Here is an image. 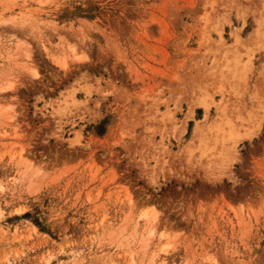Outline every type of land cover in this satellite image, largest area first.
I'll return each mask as SVG.
<instances>
[{
	"label": "rangeland",
	"instance_id": "rangeland-1",
	"mask_svg": "<svg viewBox=\"0 0 264 264\" xmlns=\"http://www.w3.org/2000/svg\"><path fill=\"white\" fill-rule=\"evenodd\" d=\"M0 264H264V0H0Z\"/></svg>",
	"mask_w": 264,
	"mask_h": 264
},
{
	"label": "bare ground",
	"instance_id": "bare-ground-1",
	"mask_svg": "<svg viewBox=\"0 0 264 264\" xmlns=\"http://www.w3.org/2000/svg\"><path fill=\"white\" fill-rule=\"evenodd\" d=\"M254 35H255V34H254ZM258 35H259V33H258ZM256 36H257V34H256ZM65 64H66V63H65ZM13 109H14V108H13ZM13 109H12V110H13ZM155 219H157V216H155ZM155 219H154V220H155ZM153 227H154V226H153ZM153 229H154V228H153ZM150 234H151V236L153 237V230H152V229H151V233H150Z\"/></svg>",
	"mask_w": 264,
	"mask_h": 264
}]
</instances>
